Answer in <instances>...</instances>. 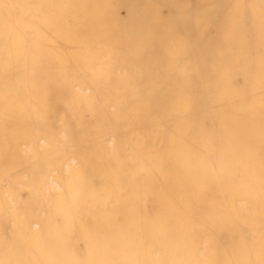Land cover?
<instances>
[{
  "label": "bare ground",
  "instance_id": "6f19581e",
  "mask_svg": "<svg viewBox=\"0 0 264 264\" xmlns=\"http://www.w3.org/2000/svg\"><path fill=\"white\" fill-rule=\"evenodd\" d=\"M0 264H264V0H0Z\"/></svg>",
  "mask_w": 264,
  "mask_h": 264
},
{
  "label": "rangeland",
  "instance_id": "374dc122",
  "mask_svg": "<svg viewBox=\"0 0 264 264\" xmlns=\"http://www.w3.org/2000/svg\"><path fill=\"white\" fill-rule=\"evenodd\" d=\"M35 40V39H34ZM34 43H36L37 41L35 40V41H33Z\"/></svg>",
  "mask_w": 264,
  "mask_h": 264
}]
</instances>
